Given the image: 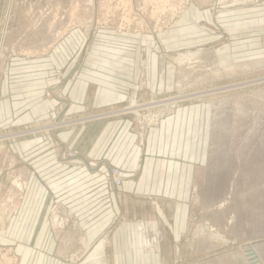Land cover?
I'll return each mask as SVG.
<instances>
[{
    "label": "crops",
    "instance_id": "1",
    "mask_svg": "<svg viewBox=\"0 0 264 264\" xmlns=\"http://www.w3.org/2000/svg\"><path fill=\"white\" fill-rule=\"evenodd\" d=\"M189 12L166 33L167 52L195 35L189 28L203 18ZM254 23L251 18L249 29L237 35L254 33ZM147 38L69 30L43 52L16 53L23 56L21 66L1 69L0 113L5 109L6 115H0V126L69 119L64 129L10 149L20 165L14 175L25 182L1 227L0 245L13 249L17 264H169L180 244L182 258L190 259L192 199L208 142L204 107L179 105L143 128L144 135L122 111L106 113L142 86V74L150 96L174 87L171 64L146 46ZM65 152L97 166L68 164ZM113 168L124 181L112 192L105 179ZM54 220L72 225L53 231Z\"/></svg>",
    "mask_w": 264,
    "mask_h": 264
},
{
    "label": "rangeland",
    "instance_id": "2",
    "mask_svg": "<svg viewBox=\"0 0 264 264\" xmlns=\"http://www.w3.org/2000/svg\"><path fill=\"white\" fill-rule=\"evenodd\" d=\"M235 2L244 4L219 10ZM190 10L203 18L195 29L189 28L195 35L185 47L167 52L166 33L180 27ZM251 18L254 33L237 35ZM75 29L150 37L146 46L173 68L169 93L148 95L147 73L142 74V86L131 91L122 107L106 109L107 114L122 111L143 135L152 119L158 121L182 104L202 105L208 115L206 162L197 169L192 199L190 259L182 258L180 244L173 247L174 261L169 264H264V0H0V71L22 65L23 56L16 53L43 52ZM187 53L195 56L180 64ZM63 117L23 127L0 126V230L25 182L14 175L20 165L12 160L11 147L64 129L69 119ZM62 156L68 164L97 166L71 152ZM114 170L122 177L118 169L109 170L105 183L112 192L121 190L124 181L120 189L113 186ZM55 224L53 231L72 225ZM77 243L84 250L81 237ZM248 249H253L257 263L248 260ZM17 261L12 248L0 245V264Z\"/></svg>",
    "mask_w": 264,
    "mask_h": 264
},
{
    "label": "bare ground",
    "instance_id": "3",
    "mask_svg": "<svg viewBox=\"0 0 264 264\" xmlns=\"http://www.w3.org/2000/svg\"><path fill=\"white\" fill-rule=\"evenodd\" d=\"M166 2V1H165ZM164 3V2H163ZM223 3V2H222ZM221 3V4H222ZM239 4V2H235V3H233V4H231V5H227V7H220V9L219 10H224V9H228V8H230V7H233V6H236V5H238ZM244 3H240L239 5H243ZM218 6V5H217ZM219 7H215V9H218ZM195 55L194 54H190V53H187L185 56H183V57H181L180 58V61H179V63L180 64H182L184 61H188V60H191L193 57H194ZM173 104H175V103H170V105H173ZM135 107V106H134ZM132 107H130L129 109H131ZM128 109V110H129ZM133 109V108H132ZM219 239H220V237H218ZM247 251H249V254H247V256L249 257L248 258V260L249 261H251V260H254L253 262L254 263H257L258 261L257 260H255L256 259V257L253 255V253H252V251H253V249L252 250H250V249H248ZM251 251V252H250Z\"/></svg>",
    "mask_w": 264,
    "mask_h": 264
},
{
    "label": "built area",
    "instance_id": "4",
    "mask_svg": "<svg viewBox=\"0 0 264 264\" xmlns=\"http://www.w3.org/2000/svg\"><path fill=\"white\" fill-rule=\"evenodd\" d=\"M160 118V117H159ZM158 118V119H159ZM155 119H157V117H155ZM152 121H155L153 124H156L157 123V120H153ZM152 124V125H153ZM90 168H92L91 166L93 165H88ZM112 183H113V186L117 189H120L121 187V183H122V179L123 177H121V175L119 174V172L117 170H114L113 171V174H112ZM54 222H57L56 220H54Z\"/></svg>",
    "mask_w": 264,
    "mask_h": 264
}]
</instances>
